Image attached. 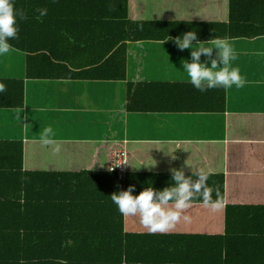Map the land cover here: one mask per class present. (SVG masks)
<instances>
[{"label": "trees", "instance_id": "1", "mask_svg": "<svg viewBox=\"0 0 264 264\" xmlns=\"http://www.w3.org/2000/svg\"><path fill=\"white\" fill-rule=\"evenodd\" d=\"M161 1L15 0L27 18L18 20L11 50L24 53L27 79L123 81L132 42L162 41L187 31L199 39L212 34L210 28L221 37L264 35V0H227L226 23L205 21L199 12L164 11L163 16L150 10ZM37 8H47V15L37 20ZM82 50L93 51V58L76 65L71 55ZM23 82L0 78L5 85L0 109L23 107ZM126 94L128 113H224L222 87L201 93L188 82L139 81L126 83ZM224 122V142L159 146V156L178 161L185 175L202 170L199 147L219 145L223 162L219 169L211 165L217 171L203 170L220 206L206 208L197 198L187 210L190 220L181 219L163 234H151L138 218L122 216L109 197L130 184L138 194L150 184L164 188L171 182L169 169L177 163L145 178L130 170L128 157L124 172L108 170L112 149L137 157L144 150L132 145H147L101 141L59 147L0 140V264H57L58 259L67 264H264V114L225 115Z\"/></svg>", "mask_w": 264, "mask_h": 264}, {"label": "crops", "instance_id": "2", "mask_svg": "<svg viewBox=\"0 0 264 264\" xmlns=\"http://www.w3.org/2000/svg\"><path fill=\"white\" fill-rule=\"evenodd\" d=\"M190 3L191 7L188 8L187 0H162L160 4H154L150 10L162 12L163 16L166 14L164 11L199 12L198 15L205 21L227 22V0H191ZM210 31L212 34L209 33L206 37L202 34L199 40L207 41L219 34L216 28H210ZM228 38L237 54V59L232 63L239 67L246 83L239 88L235 86L224 88V113L125 111L126 83L188 82L180 61L188 59L190 51L179 50L174 39L129 43L123 81L27 79L24 78V53L10 50L6 55L0 56V78L23 79V107L0 109V140L41 142L43 129L50 127L53 132V143L59 147L65 144V147H70L74 142L93 144L101 141L147 145L146 148H141L137 144L132 145L136 151L144 150L137 157L126 150L128 160L132 161L130 170L140 172L139 175L142 177L146 173L159 171L160 168L172 167L178 161L159 156L161 152L158 148L162 143L224 142L225 115L264 114V55H256L258 51L264 52V35L246 37L241 34ZM77 51L71 55L76 65L93 58L94 53L91 50L86 53L83 50ZM174 52L177 55H174ZM204 59L202 54L201 60ZM88 66L91 65L84 64L85 69ZM50 147L56 148L54 145ZM113 150L110 151V155ZM197 150L201 171L205 167L212 169L211 165L215 169L220 168L222 159L219 145L205 149L199 147ZM176 168H179L178 163ZM183 170L185 171V167ZM188 172L190 174L193 170ZM142 177L138 179L141 180ZM218 181L216 185L219 189L221 185ZM210 184L211 180L207 181V185ZM158 188L162 189L163 186Z\"/></svg>", "mask_w": 264, "mask_h": 264}, {"label": "clouds", "instance_id": "3", "mask_svg": "<svg viewBox=\"0 0 264 264\" xmlns=\"http://www.w3.org/2000/svg\"><path fill=\"white\" fill-rule=\"evenodd\" d=\"M36 12V19L39 20L47 15V8H37ZM26 18L25 11L15 7V0H0V56L9 53L12 48L10 41L18 35V20ZM168 39H174L179 50L190 51L189 58L180 61L181 68L188 83L199 92L221 87L239 88L246 83L239 67L232 63L237 59V54L228 37L215 36L200 41L195 31H187L165 40ZM202 54L205 57L203 61ZM256 55H264V52L258 51ZM4 91L5 85L0 83V93ZM52 135V129L45 127L41 142L53 143ZM169 171L171 182L162 189H155L150 184L134 194L135 185L130 184L126 189L114 191L109 196L122 216L138 218L139 223L151 234L167 233L181 219L189 221L187 210L197 198L206 208L214 210L220 206L219 194L213 199L212 191L207 186L209 173L198 170L185 175L183 168H170ZM20 264H24V261H20ZM57 264H67V261L58 259Z\"/></svg>", "mask_w": 264, "mask_h": 264}, {"label": "built area", "instance_id": "4", "mask_svg": "<svg viewBox=\"0 0 264 264\" xmlns=\"http://www.w3.org/2000/svg\"><path fill=\"white\" fill-rule=\"evenodd\" d=\"M128 153L122 148L114 149L111 152L108 170L110 172H124Z\"/></svg>", "mask_w": 264, "mask_h": 264}, {"label": "rangeland", "instance_id": "5", "mask_svg": "<svg viewBox=\"0 0 264 264\" xmlns=\"http://www.w3.org/2000/svg\"><path fill=\"white\" fill-rule=\"evenodd\" d=\"M9 52H10V51H9ZM173 54H174V55H177V53H176V52H174ZM5 55H6V54H5ZM185 129H186V130H189L188 128H185Z\"/></svg>", "mask_w": 264, "mask_h": 264}]
</instances>
